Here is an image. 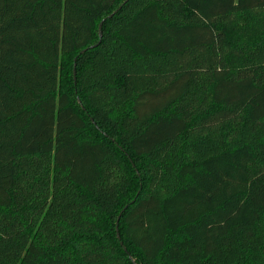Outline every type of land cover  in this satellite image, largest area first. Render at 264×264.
I'll return each instance as SVG.
<instances>
[{"label":"trees","instance_id":"1","mask_svg":"<svg viewBox=\"0 0 264 264\" xmlns=\"http://www.w3.org/2000/svg\"><path fill=\"white\" fill-rule=\"evenodd\" d=\"M0 264H264V0H0Z\"/></svg>","mask_w":264,"mask_h":264},{"label":"water","instance_id":"2","mask_svg":"<svg viewBox=\"0 0 264 264\" xmlns=\"http://www.w3.org/2000/svg\"><path fill=\"white\" fill-rule=\"evenodd\" d=\"M122 7V5L121 6H119V8H121ZM118 8V9H119ZM117 9V10H118ZM117 10H115L113 13H111L108 17H110V16H112ZM106 18H104L101 22H100V25H99V34H100V38H102V36H103V30H102V26H103V22H104V20H105ZM101 41V40H100ZM99 41V42H100ZM74 75H76V70L74 71ZM75 79H76V76H75ZM79 101H81L80 99H79ZM92 120H93V118H92ZM134 164V163H133ZM128 206V205H127ZM127 206L124 208V209H126L127 208ZM119 221V220H118ZM117 235H118V237L120 238L121 237V235H120V231H119V225H118V223H117ZM121 244L122 245H124V243H123V241H121ZM124 248H125V250H127V248L124 246ZM132 258V257H131ZM133 261H135L134 259H133Z\"/></svg>","mask_w":264,"mask_h":264}]
</instances>
